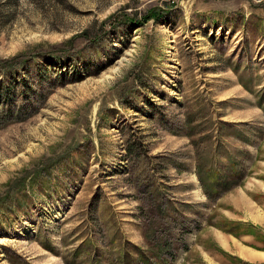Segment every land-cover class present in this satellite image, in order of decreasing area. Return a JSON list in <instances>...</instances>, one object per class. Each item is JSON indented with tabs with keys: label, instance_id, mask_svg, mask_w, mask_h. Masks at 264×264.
Masks as SVG:
<instances>
[{
	"label": "rangeland",
	"instance_id": "1",
	"mask_svg": "<svg viewBox=\"0 0 264 264\" xmlns=\"http://www.w3.org/2000/svg\"><path fill=\"white\" fill-rule=\"evenodd\" d=\"M243 194L264 0H0V264H210L213 214L264 223Z\"/></svg>",
	"mask_w": 264,
	"mask_h": 264
},
{
	"label": "crops",
	"instance_id": "2",
	"mask_svg": "<svg viewBox=\"0 0 264 264\" xmlns=\"http://www.w3.org/2000/svg\"><path fill=\"white\" fill-rule=\"evenodd\" d=\"M229 202H225L227 205L235 206L236 200L231 194L226 196ZM241 199L245 202H249V205L256 207L264 214V196L262 198L249 197L247 194H243ZM261 201L262 205H261ZM248 205V204H247ZM246 209L249 208V206ZM239 211L243 212L244 209L239 208ZM225 216L223 221L216 220L217 217L213 214L209 224L196 235L197 243L195 246L200 247L203 252L200 256H207L211 258L210 264H257L261 263L264 251L255 249L253 232L250 233L249 228L252 229H264V223H258V217L249 213V219L245 216H238L235 212H232L229 208L223 210ZM210 217V216H209ZM235 225H230L231 223ZM264 222V221H263ZM232 226V227H231ZM232 229V230H231ZM206 234L207 241L202 240ZM191 253V251H189ZM244 256L247 257L244 258ZM187 254V253H186ZM252 255V256H250ZM203 260L196 262L199 264H205Z\"/></svg>",
	"mask_w": 264,
	"mask_h": 264
}]
</instances>
